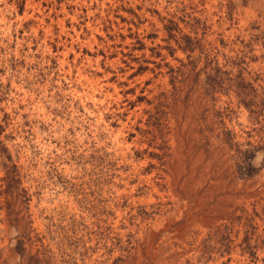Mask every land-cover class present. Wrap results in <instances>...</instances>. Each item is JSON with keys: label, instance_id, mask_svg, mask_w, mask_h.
Returning <instances> with one entry per match:
<instances>
[{"label": "rangeland", "instance_id": "rangeland-1", "mask_svg": "<svg viewBox=\"0 0 264 264\" xmlns=\"http://www.w3.org/2000/svg\"><path fill=\"white\" fill-rule=\"evenodd\" d=\"M182 6L215 47L264 28V0H0V264L56 226L90 248L77 264H104L105 237L131 243L116 264H264V116L229 82L215 100L173 86ZM260 54L221 76L248 93Z\"/></svg>", "mask_w": 264, "mask_h": 264}, {"label": "trees", "instance_id": "trees-1", "mask_svg": "<svg viewBox=\"0 0 264 264\" xmlns=\"http://www.w3.org/2000/svg\"><path fill=\"white\" fill-rule=\"evenodd\" d=\"M243 2L246 3L248 1ZM169 15L170 17L166 19L164 24L166 34L164 41L169 44L173 42L174 46H176V48L172 49L168 47L170 56L173 57L176 50L184 55L183 58L173 57L178 63L177 66L169 67L168 63L164 65L168 68L167 73L173 86L186 84L190 85L192 89H203V94L215 100L218 98L216 95H229L230 89L223 92L218 90V88L227 86L226 83L229 82V86H234L233 92L238 99V103L244 106L251 118L257 121L258 118L264 116V107L258 111H254L250 107L254 101L253 98L257 96L251 94L252 92L254 94L255 92L256 94L260 92L262 95L260 101L264 104V87L261 85V83H264L263 72L262 74L255 72L251 75L250 82L246 83L249 90L248 93L246 89H241L242 91L239 92L236 91V88H238L236 78L221 76L223 75L221 72L223 68L246 70L249 63L246 60H252V57H249L248 54L254 52L255 46L259 47L261 52L260 56L255 57V59H259L264 66V28H261L260 25L252 26L251 29L255 33L250 34L247 43L240 41V48L227 47L231 44L235 45L236 41L228 42V45L221 38L219 39L218 47H215L210 43H205L209 27L206 26V18L202 17L195 10V7H177ZM158 48L164 49L165 47L159 45ZM224 49H227L228 52H233L234 55L225 53ZM157 56H161L160 53ZM254 84L257 85L256 89L253 88ZM258 149L259 147H251L245 151L249 160L255 158ZM250 168H252L251 165ZM253 174V169H251L247 176L251 177ZM128 238L131 239V237ZM85 243L83 237H77L76 232L72 229L56 226L54 229L48 228L43 234L34 233L32 236L26 234L17 241L15 251L20 258V264H77V257L84 259L90 249L85 246ZM130 244L129 241L122 243L120 239L114 241V239L105 237V252L103 253L105 261L103 263L106 264L112 260L110 264H116L121 258L119 256L113 257V253L127 250ZM99 264L102 263L99 262Z\"/></svg>", "mask_w": 264, "mask_h": 264}]
</instances>
